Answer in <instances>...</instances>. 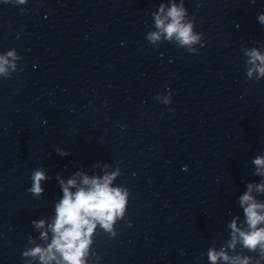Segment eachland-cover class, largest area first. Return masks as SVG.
Instances as JSON below:
<instances>
[{"label":"clouds","instance_id":"9594fccd","mask_svg":"<svg viewBox=\"0 0 264 264\" xmlns=\"http://www.w3.org/2000/svg\"><path fill=\"white\" fill-rule=\"evenodd\" d=\"M13 2V0H3L4 4ZM26 0H14V4H25ZM23 11V10H21ZM163 12V7L160 9ZM185 9L181 5L175 4L168 10L166 17L156 15L155 22L159 32L150 33L148 39L152 42L160 39V34L164 33L166 38L171 40L175 38L181 46H187L190 52L196 51L192 46L199 43L201 37L193 32V24L184 22ZM168 21L167 23L165 21ZM259 21L264 24V15L259 16ZM250 57L249 63L254 67L247 72L248 77H252L253 72H257V79L264 77V55L258 50L246 52ZM18 59L15 51H9L6 56H0V74L7 76V69L11 67L15 70L16 65L10 61ZM259 61V64L256 62ZM166 104L170 100L165 99ZM172 111V109H170ZM66 155V153H64ZM257 165V174H264V158L254 160ZM79 175V173H77ZM117 173L105 175L103 179L84 176L82 184L86 187H78L73 193L70 188L77 187L75 179H69L67 184L60 181L63 190V198L56 205V217L54 223L50 225L53 232V238L47 249L36 247L24 253L25 256H39L42 264H49L56 259L59 254L61 260L66 264H85L84 257L87 254L91 237L97 227V223L111 232L113 224L117 218L123 217L127 192L120 188L110 187L112 180ZM46 176L43 171L37 170L32 175L33 185L28 190L36 196H39L44 190L41 188V181ZM253 185H248V191L240 197V205L244 209L246 217L247 230H241L235 220L229 225L232 229V240L229 247L235 248L238 242L250 251L259 250V255L264 258V227H258L264 224V204L257 203L251 195ZM257 191H264V184L256 186ZM37 228L44 227V221L35 222ZM42 238H46L47 233H42ZM208 258L212 264L217 260L231 261V264H250V257H229L224 251L216 252L209 250ZM60 264V261L57 262ZM259 264V262H257Z\"/></svg>","mask_w":264,"mask_h":264}]
</instances>
